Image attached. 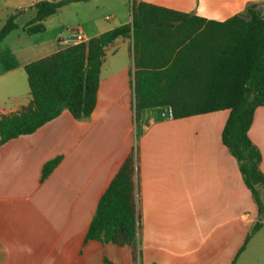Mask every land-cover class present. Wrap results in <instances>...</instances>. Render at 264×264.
<instances>
[{
  "label": "crops",
  "instance_id": "obj_1",
  "mask_svg": "<svg viewBox=\"0 0 264 264\" xmlns=\"http://www.w3.org/2000/svg\"><path fill=\"white\" fill-rule=\"evenodd\" d=\"M0 0V30L23 11L24 28L0 44V116L29 105L26 65L69 46L56 19L46 32L30 36L25 27L38 2ZM207 21L223 23L264 0H138ZM81 29L88 41L132 24L130 0H86ZM101 4L117 19L98 17ZM65 8L61 9L64 10ZM132 39L108 48L101 70L97 106L91 119L69 111L0 147V264H264V218L246 186L237 160L222 141L229 111L175 120L168 109L135 118ZM29 95V96H27ZM249 138L259 149L264 174V107L255 112ZM137 152L139 256L132 249L87 241L99 201L122 165ZM62 158L42 182L44 166ZM264 202V188H262ZM261 228L248 236L257 223Z\"/></svg>",
  "mask_w": 264,
  "mask_h": 264
},
{
  "label": "trees",
  "instance_id": "obj_2",
  "mask_svg": "<svg viewBox=\"0 0 264 264\" xmlns=\"http://www.w3.org/2000/svg\"><path fill=\"white\" fill-rule=\"evenodd\" d=\"M86 0L41 1L31 8L35 18L28 35L46 32L45 21L61 9ZM132 2L133 22L86 43L71 45L26 65L31 101L20 112L0 116V147L36 133L67 110L77 121L94 113L101 70L107 50L119 39H132L135 65V118L168 109L175 120L229 111L222 141L237 160L246 186L264 218L262 156L249 138L255 112L264 107V12L250 4L244 13L219 23L190 17L148 3ZM23 11L8 18L0 30V44L19 30ZM48 162L42 182L60 165ZM137 152L133 151L101 197L87 241L132 249L139 256ZM257 223L250 238L261 228ZM105 264H113L105 260Z\"/></svg>",
  "mask_w": 264,
  "mask_h": 264
},
{
  "label": "rangeland",
  "instance_id": "obj_3",
  "mask_svg": "<svg viewBox=\"0 0 264 264\" xmlns=\"http://www.w3.org/2000/svg\"><path fill=\"white\" fill-rule=\"evenodd\" d=\"M87 6L88 4H80L77 6V8H65L64 10H60L58 12V15L56 16V19L59 20V22H62L60 32L64 37H68V30L75 27H81V19L85 18L87 13ZM98 17L107 25L110 24L111 21H107V17H111L113 19H117L118 15H116L115 10L109 5L101 4L98 10ZM28 16L22 17L18 24L21 28H24V26L27 24ZM69 44L72 45V43L69 42ZM30 93L29 84H27V94ZM29 96V95H27ZM262 194V190L260 191Z\"/></svg>",
  "mask_w": 264,
  "mask_h": 264
},
{
  "label": "built area",
  "instance_id": "obj_4",
  "mask_svg": "<svg viewBox=\"0 0 264 264\" xmlns=\"http://www.w3.org/2000/svg\"><path fill=\"white\" fill-rule=\"evenodd\" d=\"M68 41L72 45H77L88 42V39L81 27H75L68 30Z\"/></svg>",
  "mask_w": 264,
  "mask_h": 264
},
{
  "label": "water",
  "instance_id": "obj_5",
  "mask_svg": "<svg viewBox=\"0 0 264 264\" xmlns=\"http://www.w3.org/2000/svg\"><path fill=\"white\" fill-rule=\"evenodd\" d=\"M132 17H133V12H132ZM133 22V21H132Z\"/></svg>",
  "mask_w": 264,
  "mask_h": 264
}]
</instances>
